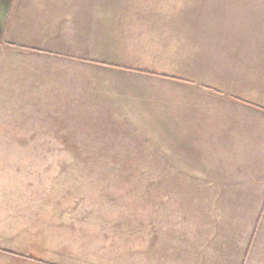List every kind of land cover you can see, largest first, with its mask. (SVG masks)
<instances>
[{"label": "rangeland", "instance_id": "1", "mask_svg": "<svg viewBox=\"0 0 264 264\" xmlns=\"http://www.w3.org/2000/svg\"><path fill=\"white\" fill-rule=\"evenodd\" d=\"M255 2L261 0H111L112 31H98V41L106 39L87 62L96 63V76L84 65L70 79L66 70L64 90L78 102L47 100L50 108L79 110L50 115L49 125L64 130L62 144L0 145V264H136L138 250L155 237L173 234L182 246L177 232L186 225L205 231L215 219L264 218V195L247 192L249 184L234 176L226 178L231 187L212 192L218 179L206 178V187L199 176L213 160L227 170L249 160L240 172L264 173V118L231 105L264 112V99L220 93L225 76L240 75L233 58L264 60V27L247 15L253 9L238 7ZM248 44L255 50L245 51ZM238 45L234 53L224 49ZM208 91L231 99L202 107L200 93ZM245 134L250 149L235 151ZM227 142L233 147L217 146ZM168 155L190 162L195 184L179 176L183 166L176 172L174 162L159 161ZM250 201L261 207L233 206ZM213 225L220 229V221ZM208 236L222 245L219 238L232 242L238 234Z\"/></svg>", "mask_w": 264, "mask_h": 264}, {"label": "crops", "instance_id": "2", "mask_svg": "<svg viewBox=\"0 0 264 264\" xmlns=\"http://www.w3.org/2000/svg\"><path fill=\"white\" fill-rule=\"evenodd\" d=\"M110 3L111 0H0V145L62 144L61 140L64 137H61L65 134L64 130L62 128L59 131L49 125L50 115H62L67 110L68 112H79V110L75 106L66 110L57 107V109L50 108L47 105L49 103L47 100L53 97L62 100L65 97H71L72 100L67 103L76 104L78 101L75 93H67L64 90V77L68 75V79L73 78L79 74L82 65L89 67V73L90 71L94 72V76H96V63L87 62L90 61V58H96L97 51L102 49V42L106 39L103 37L99 42L98 31L101 33L112 31L113 12ZM238 7L253 9L251 12H247V15L253 19H260L255 21L264 27V0H261L260 3L255 2V5L247 4ZM218 14V16L226 15V13ZM238 14L246 15L245 12H238ZM251 47L254 51L255 44H248L245 51ZM224 49L228 53H234L240 49V45L227 46ZM247 56L249 57L248 54ZM237 60V58H233L231 65L237 68L239 64L240 75L236 77L235 72L234 76H225L222 79L223 90L220 89V93L232 98H235L234 96L244 97L242 94H246L245 98H248L252 103H257L254 99H264V60L259 62ZM203 70L202 72H204ZM201 81L204 88L211 87L208 81L205 82L204 77ZM166 83L173 86L176 84L170 80ZM232 83L233 87L231 88ZM69 87L74 88L76 85L70 84ZM209 92L200 93V96L206 99V103L202 107L212 108L210 105L212 100L209 99L218 102H212L213 106L224 104L231 99L229 97H227L229 99H222L223 97ZM194 93L196 92L189 91L185 95ZM57 103L64 104L66 102ZM207 103L210 106H207ZM231 105L238 108L234 110L246 116L264 118V112L261 109L234 102ZM51 122L54 121L51 119ZM228 124L230 128L240 125L238 121L236 124L230 122ZM242 140L237 146L240 149L235 151L241 152L250 149L251 135L245 134ZM165 141L161 143L162 146ZM227 143L229 145L217 144V146L233 147L232 144ZM166 157L159 161L174 162L176 172H179V168L183 166L185 174L179 173V176L193 179V183H196L194 180L197 177L196 172L191 170L190 162L187 159L172 155ZM239 161L246 163L234 166L232 170H227L226 164H222L220 160L210 161L207 163L205 173H201L202 175L199 176L204 178L206 187H208L205 183L206 178L216 177L218 179V184H213L217 188L209 189L212 192L231 187L228 186L229 182L226 181V178L235 176L236 179H239L237 184L251 186L244 187L247 192L264 195V173L255 175L240 172L243 169L249 170L247 168L249 160ZM261 161L264 162V160ZM235 187L234 184L233 188ZM249 204L252 202H240L233 206L236 208L261 207L258 206L259 203ZM208 207L206 204L205 209ZM213 208L218 207L213 204ZM222 220H226V218L215 219L214 223L209 224L210 228L205 231L196 226L188 231V225H186L184 234L181 231L177 232L179 236L184 235L181 237L182 246L177 245L180 243L175 245L173 234L166 235L163 240L155 237L154 242L152 241L146 246L143 245L142 250H138L139 256L136 264H140L139 259H143L141 261L143 264H210L211 261H217L220 264H264V218H234L228 220L230 223L222 222ZM219 221L220 229H225L227 232L234 231L238 234L236 240L230 242L225 237L219 238L225 241L222 242V245L218 241L209 240V238H214L208 236L209 233H217L220 230L218 225L215 228L213 225ZM172 240H174V244L168 246L164 244L166 242L169 244ZM199 240L202 241L199 242ZM218 245L222 248L219 249ZM193 246L195 250H193ZM210 248L211 250H209ZM197 249H200L201 252L198 253ZM141 254L142 257H140ZM150 255H152L151 258H149ZM194 255H199V258L194 260Z\"/></svg>", "mask_w": 264, "mask_h": 264}]
</instances>
